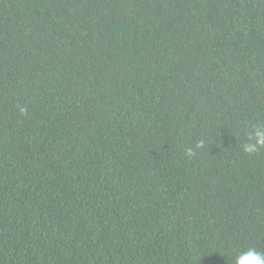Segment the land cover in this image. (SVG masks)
Returning <instances> with one entry per match:
<instances>
[{"label":"trees","instance_id":"1","mask_svg":"<svg viewBox=\"0 0 264 264\" xmlns=\"http://www.w3.org/2000/svg\"><path fill=\"white\" fill-rule=\"evenodd\" d=\"M257 126L264 0H0V264L264 252Z\"/></svg>","mask_w":264,"mask_h":264},{"label":"clouds","instance_id":"2","mask_svg":"<svg viewBox=\"0 0 264 264\" xmlns=\"http://www.w3.org/2000/svg\"><path fill=\"white\" fill-rule=\"evenodd\" d=\"M20 112L24 113L25 109L20 108ZM203 142L197 145L202 147ZM261 147H264V126H257L249 133V142L244 145V151L247 153H255ZM188 156H193L194 151L189 148L186 150ZM232 264H264V252L257 251L255 248H247L237 250L232 256Z\"/></svg>","mask_w":264,"mask_h":264}]
</instances>
